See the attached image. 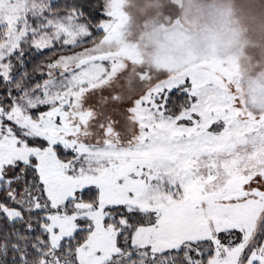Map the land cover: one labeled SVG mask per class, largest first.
I'll list each match as a JSON object with an SVG mask.
<instances>
[{
  "label": "snow or ice",
  "instance_id": "obj_1",
  "mask_svg": "<svg viewBox=\"0 0 264 264\" xmlns=\"http://www.w3.org/2000/svg\"><path fill=\"white\" fill-rule=\"evenodd\" d=\"M122 9L0 0V264H264V96L146 65Z\"/></svg>",
  "mask_w": 264,
  "mask_h": 264
},
{
  "label": "rangeland",
  "instance_id": "obj_2",
  "mask_svg": "<svg viewBox=\"0 0 264 264\" xmlns=\"http://www.w3.org/2000/svg\"><path fill=\"white\" fill-rule=\"evenodd\" d=\"M127 23L121 47L170 74L214 77L224 64L236 89L250 101L264 96V0H121ZM145 3L152 9L143 14ZM148 20L145 26V20Z\"/></svg>",
  "mask_w": 264,
  "mask_h": 264
}]
</instances>
